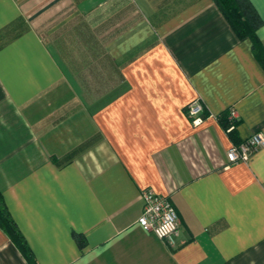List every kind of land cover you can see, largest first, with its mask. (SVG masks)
Instances as JSON below:
<instances>
[{"label": "crops", "instance_id": "crops-1", "mask_svg": "<svg viewBox=\"0 0 264 264\" xmlns=\"http://www.w3.org/2000/svg\"><path fill=\"white\" fill-rule=\"evenodd\" d=\"M229 107L264 134V71L211 0H0V196L37 264H264V145L227 164ZM0 264H27L1 228Z\"/></svg>", "mask_w": 264, "mask_h": 264}, {"label": "built area", "instance_id": "built-area-1", "mask_svg": "<svg viewBox=\"0 0 264 264\" xmlns=\"http://www.w3.org/2000/svg\"><path fill=\"white\" fill-rule=\"evenodd\" d=\"M203 104L198 98H192L183 106V111L191 124H197L202 119ZM238 119L232 107L227 109L226 130ZM264 145V134L260 130L252 131L237 143H230L224 152L227 164L246 161L249 155ZM138 196L141 200L140 212L135 221L143 229L151 231L165 243L172 245L177 232V218L169 199L154 192L148 187H142Z\"/></svg>", "mask_w": 264, "mask_h": 264}, {"label": "trees", "instance_id": "trees-1", "mask_svg": "<svg viewBox=\"0 0 264 264\" xmlns=\"http://www.w3.org/2000/svg\"><path fill=\"white\" fill-rule=\"evenodd\" d=\"M211 2L218 10L234 36L238 40H249L251 53L264 71V48L256 36V29L261 25V20L250 2L248 0H211ZM216 118L223 129H225L228 123L227 120H225V114L222 112L216 115ZM226 134L232 143L238 142L234 137V129L231 128L227 130ZM0 228L17 247L27 264H37L22 235L17 230L13 220L9 216L2 202L1 196ZM72 235L77 246L81 247L84 244L83 235L75 232H73Z\"/></svg>", "mask_w": 264, "mask_h": 264}]
</instances>
